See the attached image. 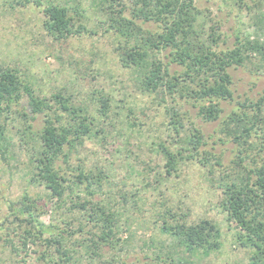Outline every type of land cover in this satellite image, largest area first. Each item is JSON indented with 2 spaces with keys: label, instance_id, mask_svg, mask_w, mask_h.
<instances>
[{
  "label": "trees",
  "instance_id": "1",
  "mask_svg": "<svg viewBox=\"0 0 264 264\" xmlns=\"http://www.w3.org/2000/svg\"><path fill=\"white\" fill-rule=\"evenodd\" d=\"M29 1L15 0L19 6ZM194 1L99 0L95 8L99 7L106 16V20L100 21L104 31L125 40L115 48L118 61L123 68L142 72L139 90L169 95L173 100L177 97L191 107L202 123L216 122L219 134L226 137L208 144L216 130L205 133L190 123L189 131H184L178 111L171 108L168 124L174 132V143L179 147L172 150L162 144L157 145L164 160L163 175L168 179L172 176L177 178L180 165L185 161L208 167L210 173L217 171L220 208L226 222L234 225L236 246L249 252V264H264V90L255 98L245 97L233 104L230 74L234 66L251 65L256 61L264 68V45L257 39L251 40L249 36L240 38L237 34L234 47L216 50L222 37L219 26L214 23L206 31L201 20L203 12ZM260 1L263 0H231L241 11H249L251 4L256 5ZM33 2L37 6L44 2L42 27L55 40L95 33L81 22L75 26L69 10L80 15L76 4L70 8L53 0ZM162 51L166 52L162 55L163 60L157 57ZM24 94L28 97L27 113L13 111L11 106L17 104ZM92 96L95 111L108 119L109 96L99 90H95ZM223 102L233 106L225 111L221 106ZM3 113L21 117L24 122L21 133L25 144L31 143L27 148L31 152L30 184L42 187L49 201L59 204L64 198H70L81 215L62 220L66 228L61 230L55 222L58 218L53 210L49 221L43 224L39 220L43 214L42 207L38 205L41 197L24 192L18 200H7L5 216L0 223V241H3L0 251L8 248L9 254L14 256L19 252L27 254V246H35L33 252L38 253L35 258L37 264H81L67 241L73 234L83 233L86 236L78 245L83 247L84 253L90 259L96 258L98 264H109L100 261L101 252L106 248L113 250L120 240L118 213L101 201L93 202L79 194L91 197L98 193L106 194L103 187L111 184L108 174L68 165L70 153L83 145L85 139L102 134L104 130L99 125L100 121L96 125L87 108L76 106L70 95L57 92L48 98L40 96L18 70L0 65V115ZM40 114H43L42 121L35 128L34 122ZM63 114L68 117L65 123L61 120ZM135 125L133 122L131 127ZM3 134L0 130V140H5ZM105 136L103 134L99 141L105 142ZM217 140L221 146L231 142L230 157L223 152L213 153ZM253 151H256L255 155L251 154ZM60 160L67 165V177L61 173ZM121 196L126 200L125 194ZM165 214L172 222L166 220ZM165 214L162 216L163 230L175 241L168 248L161 246L153 256H147L150 262L147 264H193L190 258L197 252L206 253L220 246L219 231L209 220L201 219L191 224L184 219L185 215L178 219V215L170 210ZM15 238L20 245L14 244ZM181 252L184 257H180Z\"/></svg>",
  "mask_w": 264,
  "mask_h": 264
},
{
  "label": "rangeland",
  "instance_id": "2",
  "mask_svg": "<svg viewBox=\"0 0 264 264\" xmlns=\"http://www.w3.org/2000/svg\"><path fill=\"white\" fill-rule=\"evenodd\" d=\"M53 1L70 8L76 4L80 15L69 10L75 26L81 22L95 33L55 40L42 27L45 1L40 6L35 5L33 0L19 6L15 0H0V65L18 70L40 96L48 98L57 92L70 95L76 106L87 108L96 125L100 121L99 125L104 130L102 134L85 139L68 159L70 167H84L93 173L99 170L106 172L111 182L107 187L105 179L104 195L98 193L91 197L79 193L85 199L103 202L118 213L120 240L113 250L106 248L101 252L100 261L109 264L150 263L147 256H153L161 246L168 248L175 241L163 230L162 216L170 210L178 215V219L185 215L184 219L191 224L207 219L219 231L220 246L206 253L197 252L190 258L193 264H249V252L236 246L234 225L226 222L220 208L218 172L210 173L208 167L185 161L180 165L177 178L172 176L168 179L163 175L164 160L157 145L162 144L172 150L179 147L174 143V132L168 124L171 108L178 111L184 131H189L190 123L199 126L205 133L216 130L213 139L208 140L210 145L217 138L226 139L219 134L216 122L202 123L191 107L177 97L173 100L169 95L139 90L142 72L121 67L115 48L124 44L125 40L104 31L100 21L106 20V16L99 7L95 8L99 0ZM194 3L203 12L201 20L206 31L214 23L219 26L222 37L216 50L234 47L237 34L240 38L249 36L251 40L257 39L264 45V0L251 4L249 11L239 10L231 0H195ZM165 53L162 51L157 57L163 60ZM256 64L257 61L230 69L233 104L245 97L255 98L258 92L264 90V68ZM95 90L109 96L108 119L95 111L92 96ZM27 101L28 97L24 94L11 109L27 113ZM221 106L228 111L233 105L223 102ZM42 117L43 114H40L35 120V128H38ZM61 120L67 122V115L63 114ZM133 122L136 125L131 127ZM23 124L21 117L16 115H0V130L5 137V140H0V223L5 216L7 200H18L26 192L41 197L38 205L42 207L43 214L39 220L46 224L51 211L55 210L54 216L58 218L55 222L59 229L64 230L66 226L62 220L78 218L81 211L73 207L70 198H64L59 204L49 201L42 187L30 184L31 152L27 148L31 143L25 144L21 133ZM103 134H106L105 142L99 141ZM219 143L217 140L213 153L218 155L223 152L230 157L231 142L224 146ZM4 148L6 150L1 154ZM255 152L251 154L255 155ZM58 164L61 173L67 177L66 163L60 160ZM122 194L126 195V200L122 199ZM165 216L168 222H172L168 214ZM85 236L75 233L69 237L67 244L74 248L75 258L81 264H98L96 258L90 259L83 247L78 245ZM14 242L16 246L20 245L17 238ZM27 248V254L19 252L14 256L9 254L8 248L1 250L0 264H37L35 258L38 253L33 252L36 247ZM182 256L184 253L181 252Z\"/></svg>",
  "mask_w": 264,
  "mask_h": 264
}]
</instances>
